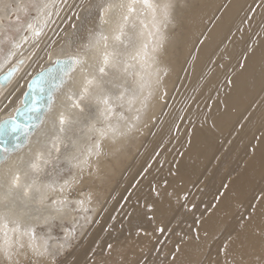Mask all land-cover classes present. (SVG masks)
<instances>
[{
	"label": "bare ground",
	"instance_id": "6f19581e",
	"mask_svg": "<svg viewBox=\"0 0 264 264\" xmlns=\"http://www.w3.org/2000/svg\"><path fill=\"white\" fill-rule=\"evenodd\" d=\"M188 1V5L182 7L186 0H176L167 22L157 7L154 26L151 10L143 9L140 4L135 5L136 12L127 23L122 18L126 8H112L100 15L102 6L119 4L120 0H0V17L5 20L11 11L17 20L28 4L32 5L33 13L14 26L18 32L13 41L20 47L12 48L8 44L5 53L0 54V72L22 59L12 79L0 89V119L18 105L29 78L50 63L51 51L84 55L87 59L84 68L88 69L89 78L96 79H101L98 67L105 43L107 51L121 53L120 63L110 64L102 78L111 112L90 97L79 100L85 87L84 73L79 70L58 98L45 127L1 173L0 215L6 217L0 219L2 264H22L27 259L50 264L56 251L67 247L69 234L66 231L70 230L65 231L62 226L64 236L56 238L52 231L54 223L62 225L66 220H73V208H76L79 213L76 226L84 230L91 215L98 210L97 197L103 198L108 186L118 178L112 202L108 201L100 211L98 225L91 227H95L93 234L70 264H91L88 255L92 256L94 249L99 254L108 243L113 245V261L119 264H197L208 242L228 233H232L230 253L247 256L249 252H264V189L248 216L250 219L235 223L229 214L232 204L246 199L264 180V122L255 135L247 131L246 125L239 128L226 153L213 164L220 135L235 130L237 122L264 92V0ZM10 2L14 3L13 9L2 7L3 3ZM127 2L124 0L125 4ZM151 2L159 6L164 0ZM37 4L49 5L45 15L40 14ZM47 12L52 15L46 21ZM173 24H176L175 31H171ZM56 25L57 30L49 36ZM0 29L8 33L5 23L0 24ZM34 29L41 34L33 36ZM117 35L119 40L115 39ZM104 36L108 38L106 42L102 39ZM161 36L165 37L164 50L158 64L153 65L144 56L136 57L144 45L148 46L151 56L152 49L161 43ZM173 36L175 40L171 42ZM9 51L14 53L12 58L3 59ZM187 55L190 57L185 61ZM181 66L184 69L178 75ZM224 74L228 79L221 82ZM176 78L185 82L186 94L191 89L201 93L209 100V106L205 109L206 119L202 116L203 119L189 128L181 152L172 161H165L163 153H156L168 136L178 134L174 131L176 111L162 113ZM88 88L90 93L95 91V85ZM69 94L79 100L83 111L72 106L67 98ZM257 108L264 116V100ZM60 113L66 120L63 131L58 121ZM241 144L243 150L249 151V156L229 181L218 204L199 223V239L179 241L176 248L179 246L180 251L175 248V259L173 256L167 259V245L159 254L154 253V246L161 238L157 235L158 229L163 228L165 232L175 224L180 228L185 208L194 204V201L184 202L185 192L191 191L198 179L202 180L201 184H210L215 177L219 179L222 176L219 166L223 162V169L231 167L232 149ZM53 145L67 147L59 161L66 168L70 167V171L59 181L42 178L47 160L55 150ZM156 168L158 174L154 176L152 172ZM143 171L146 172L136 190L121 205L126 191ZM203 174L205 178H201ZM17 175L19 186L13 187ZM35 186L44 188L43 204L35 198ZM25 188H29L27 197ZM196 190H193V198ZM53 200L57 201L55 205ZM225 210L228 212L224 213ZM257 230L260 235L256 234ZM45 247L48 251L44 256L33 251L35 248L43 252ZM4 249L13 253L11 261L5 260ZM237 264H240L239 259Z\"/></svg>",
	"mask_w": 264,
	"mask_h": 264
},
{
	"label": "rangeland",
	"instance_id": "374dc122",
	"mask_svg": "<svg viewBox=\"0 0 264 264\" xmlns=\"http://www.w3.org/2000/svg\"><path fill=\"white\" fill-rule=\"evenodd\" d=\"M188 3L189 1L186 0V2L182 5V7H186ZM10 4H11V9H13L14 3L10 2ZM31 6H32L31 4H28L27 9L24 11L25 14L24 13L19 14L17 20L14 11H11L8 14L7 20H5L3 17H0L3 18L2 23L0 24L5 23L8 32L7 34H5V30L0 29V42L3 41L2 43H0L1 55L5 53V50L7 49L9 44L5 40V35H7V38L10 40L14 39L16 33L18 32V29L16 30L14 26L17 25V21L18 22L20 20L24 21L26 18H28V16H32L33 13L31 10ZM57 28L58 26L56 25V27L53 28L49 36L54 34ZM175 30H176V24H173L171 27V31H175ZM170 40L171 42H174L175 36L170 38ZM189 57L190 55H187L185 61ZM183 69L184 67L181 66L178 75H180ZM227 79H228V75L224 74L221 78V82H225L227 81ZM202 80H204V77H202ZM184 83L185 82L182 79L179 78L175 79V83L171 91H169V94L162 108V113L172 110H175L177 113L176 120L174 122V131L177 132L178 134L174 136L173 135L168 136L156 153V154L163 153L164 154L163 158L165 161H172L174 157L181 152L184 144V138L186 137L189 128L192 127L198 119L200 118L206 119L207 117V111L205 109L206 107L209 106L208 105L209 100L201 93H198L192 89L190 90L189 93L186 94L185 93L186 86ZM262 100H264V92L262 93L260 100H256V102H254L253 105L250 107V110H248L247 114L237 122L235 130L233 128L220 135L217 148L215 151V158L213 164L216 159L221 158L223 154L226 153L227 147H229V145L232 143L234 138L237 136L239 128L246 125L248 128L247 131L253 135L257 134L260 131L261 126L263 125L264 122L263 120L264 116L263 114H261V111L259 108H257V106L259 105V103L262 102ZM175 136L178 137V139H175ZM239 142L242 141L240 140ZM250 142H252V140H250ZM58 147H60L59 152L54 150V152L50 155V157L47 160V165L44 172L45 174L43 173L42 175V178L46 180L57 179L59 181L60 178L62 179L66 177L67 174H69L70 167L66 168V166L59 161V159L61 160L60 157L65 152L67 147L65 145H59ZM61 149L63 150V152ZM248 152H249L248 150H243L242 144L241 147H239L238 145L235 146V149L234 150L232 149V153H231V155L233 156L232 159L233 164H231V167L225 166V169H223V162H222V165L219 166V171L222 174V176L220 175V178L218 177L219 179H216L215 177V179L212 180L210 184H201L202 180L198 179L196 185L190 186L193 187L191 188V191L189 190L188 192L187 190L185 192L184 202L191 203L194 201V204L192 203L190 204L191 207L185 208L184 221L180 225V228L179 226H177V224H175L176 226L173 225V228L171 227L169 230H167L168 232L157 231V235L160 236L161 238L158 240L159 242H157L156 246H154V250H153L154 253L159 254L161 252V249L164 247V245H167L168 253H169V258L167 259L170 260L174 254V250L179 241L184 242L186 240L188 241V239L189 240L197 239V235H198L197 228L199 223L218 204L219 200L221 199V197L225 192V188L229 184V181L235 177L238 168L249 156ZM223 159L225 160L226 157H224ZM235 159L237 162L235 161ZM153 165L154 164H151L152 167H154ZM145 172L143 171L138 177H136L132 186L128 189V191H126L121 201V205L125 201H127L130 194L136 190V185L139 183V180L145 174ZM59 173L60 174L64 173V174H61L60 176ZM152 174L156 176L158 174V169L156 168L152 172ZM201 178H205V175L203 174ZM116 182L115 183L112 182L108 186L109 189L107 188V193L105 192L106 194H103V198L99 196L97 197L96 201H97L98 210L95 211V213L93 214L94 216L91 215L90 219L86 224L87 226L85 225L84 227V230L80 231L78 225L76 226L77 221L75 220L79 214L77 213L78 210L76 208H73L74 211L73 220L71 221L66 220L63 222L62 225L59 222L54 223L52 231L54 230L53 233L56 238H61L62 236H64L66 230L69 229L70 230L66 231L69 234L67 247H63L64 249L62 248L61 250H57L53 258L50 259V264H70L72 257L87 244L89 238L94 232L95 227L98 225L97 219L100 218L99 215L100 211L103 209V207L105 208L108 201H110V203L112 202V196H114ZM196 188L198 189V192L195 193L196 197L193 198V194H194L193 190L195 191ZM263 189H264V180L261 181L260 184L250 192V194L247 196L246 199H244L241 202H237V203L235 202L234 204H232L233 208L229 212L230 219L235 223H238L241 219H246L252 213L253 205H257V201H259ZM69 201H71V199ZM227 212L228 211L226 210L224 211V213ZM69 224L70 225L75 224V225L74 227L72 225L73 227L72 228L69 227ZM62 226L65 229V231L64 229H62ZM93 226L95 227L91 228ZM71 228L73 230H71ZM231 234L228 233V234L219 235L220 239L218 238V240H217V236L213 237L208 242L206 248L204 249V253L202 256L203 258L197 264H219V262H221L222 260V256L220 255L219 249L225 244L226 241L229 242V238L231 237ZM90 256L91 255H88V258L91 259ZM0 264H2L1 261ZM22 264H37V261L27 259Z\"/></svg>",
	"mask_w": 264,
	"mask_h": 264
},
{
	"label": "snow or ice",
	"instance_id": "6c2138e0",
	"mask_svg": "<svg viewBox=\"0 0 264 264\" xmlns=\"http://www.w3.org/2000/svg\"><path fill=\"white\" fill-rule=\"evenodd\" d=\"M140 4L143 9L151 10L152 12V18H153V25L155 26L156 23V15H157V7H159V11L162 14L164 21L167 22L173 10L176 7V0H164V3L162 5L157 6L156 4L152 3L151 0H128V2L125 4L124 0H120L119 4H109L104 11H108L112 8H120L125 9L126 8V14L123 15V21L127 23L129 20V17L132 13L136 12L135 5ZM2 7L4 9H7L11 7L8 3H3ZM38 11L41 15H45L46 10L48 9L49 5L44 4L41 6L40 4L36 5ZM52 13L47 12L46 13V21L47 19L51 18ZM2 19L0 18V23H2ZM45 21V23H46ZM143 24V21H141ZM121 33H123V27L121 26ZM29 28H32V25H29ZM41 34L40 30L34 29L32 32L33 36H39ZM259 35V34H258ZM102 39L106 42L107 36L102 37ZM115 39L119 40L120 36L117 35ZM5 40L11 44L12 48H19L20 45L16 44L13 40H9L7 37H5ZM164 40L165 37L161 36V43L157 46H155L152 49L151 56L148 55V46L144 45V48L142 51H137L136 57L139 58L140 56H144L146 59L151 60L153 65L159 63V57L160 53L164 50ZM2 43V42H0ZM105 51L102 53L101 57V65L98 67V73L101 77V79H96L95 77L89 78L88 69L84 68V61L79 59L78 57L69 56L64 59H55L52 60L51 65L46 71H42L37 78L31 81V85L33 86V96L31 99V107L28 109L29 118L32 119L33 115L40 113L42 111L41 108L38 107L40 105L42 99H44L45 95L47 97V103L50 106L52 103V92L56 89H59L63 84L66 83V80L64 79L72 70L74 65H79L84 73V83L85 87L81 91V95L79 97V100H83L85 97H90L91 99L95 100L98 104H103L106 106V111L111 112V108L107 107L110 103L108 94L105 92L104 89V82H103V76L106 75V68L109 67L111 64L112 66H116L120 63L119 57L121 56V53L118 52H109L107 51V43H105ZM249 50H251V45H249ZM14 53L12 51H9L3 59L10 60ZM22 63V61H21ZM223 67V65H222ZM241 67H243V64H241ZM58 70V71H57ZM16 69H12L9 71L5 79L10 77ZM157 80H159V69L157 70ZM231 83V81H229ZM95 85V91L90 93L88 86ZM68 100L72 101V106L75 108H79L81 111H83V108H81L79 100L74 99L73 94L68 95ZM123 97L121 96V99ZM36 119H39V115H35ZM138 119V117H137ZM60 131H63V125L65 124V116L63 113L59 114L58 117ZM3 123L7 124L8 121H4ZM26 126L16 124L15 121H12V131L16 132L19 129H23ZM30 130V128L28 129ZM55 147V150L59 152V147L56 145H53ZM99 147V146H97ZM4 152H8V149L5 147ZM3 160H0V163H2ZM87 163V161H85ZM33 168L36 167L35 164L32 165ZM19 176L17 175L13 180V187H18ZM34 193L35 198L38 203L43 204L44 200L46 198V193L44 191V188L40 186L34 187ZM24 195L27 197L29 195V188H25ZM52 203L55 205L57 201L53 200ZM81 203H83L81 201ZM151 207V206H149ZM253 209H255V205H253ZM59 211V209H57ZM6 217L3 215H0V219H5ZM249 219L251 217H248ZM7 227V224L4 225ZM19 228V225H17ZM158 231L163 232V228L158 229ZM257 235H260L259 230H257ZM33 234V239H34ZM199 239V236L197 235V240ZM230 239V238H229ZM31 247V246H30ZM34 253L39 256H44L45 253H47L48 249L45 247L43 252H40L38 249H33ZM112 251H113V245L111 243H108L106 246L102 247L99 251V254L95 251V249L92 252L91 256V264H119V262H114L112 259ZM176 251L179 252L180 248L177 246ZM220 255L222 256L221 264H237V259H239L240 264H264V252H249L247 256H245L243 253L239 254H232L229 252V242L226 241L225 244L219 249ZM3 255L5 260L11 261L13 253L10 249H4ZM123 257H120V260L122 261ZM173 259H175V255H173Z\"/></svg>",
	"mask_w": 264,
	"mask_h": 264
},
{
	"label": "water",
	"instance_id": "95a60500",
	"mask_svg": "<svg viewBox=\"0 0 264 264\" xmlns=\"http://www.w3.org/2000/svg\"><path fill=\"white\" fill-rule=\"evenodd\" d=\"M107 6H102L100 9V15L104 12V9ZM73 56L78 57L82 61H84V66L87 63V59L84 55L78 53H71L68 51H63L61 53H55L54 50L51 51L48 55V61L50 62L40 70L36 71L28 80L25 90L22 93L18 105L12 110V112L0 119V160H3L0 163V175L6 169L7 165L10 161L17 159L22 155V152L30 142L40 133V131L45 127L46 120L50 113L53 111L58 98L64 93V91L71 84L74 75L76 72L81 70L79 65H74L73 70L64 78L66 83L63 84L59 89H56L52 92V103L49 106L47 103V97L45 95L44 99H42L39 108L42 109L40 113L35 115H39V119L29 118L28 109L31 107V99L33 96V86L31 85V81L39 76L42 71H46L51 65L52 60L57 58L64 59L66 57ZM22 59H17L15 63L11 64L5 70L0 72V89L9 83L14 74L17 72L19 65L21 64ZM16 69V71L7 79L5 77L9 73L10 70ZM58 71V70H57ZM15 121L16 124L26 126L23 129H19L16 132L12 131V121ZM4 121H8L7 124L3 123ZM30 128V130H28ZM8 149V152H4V148Z\"/></svg>",
	"mask_w": 264,
	"mask_h": 264
}]
</instances>
